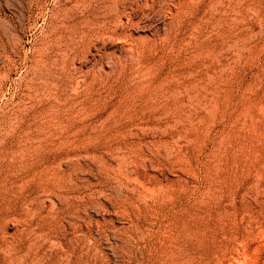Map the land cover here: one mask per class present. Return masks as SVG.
<instances>
[{
    "label": "rangeland",
    "instance_id": "obj_1",
    "mask_svg": "<svg viewBox=\"0 0 264 264\" xmlns=\"http://www.w3.org/2000/svg\"><path fill=\"white\" fill-rule=\"evenodd\" d=\"M0 264H264V0H0Z\"/></svg>",
    "mask_w": 264,
    "mask_h": 264
}]
</instances>
